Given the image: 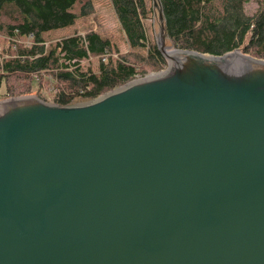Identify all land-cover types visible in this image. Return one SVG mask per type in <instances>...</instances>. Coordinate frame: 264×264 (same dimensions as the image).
I'll return each instance as SVG.
<instances>
[{"label": "water", "instance_id": "water-1", "mask_svg": "<svg viewBox=\"0 0 264 264\" xmlns=\"http://www.w3.org/2000/svg\"><path fill=\"white\" fill-rule=\"evenodd\" d=\"M151 1L164 71L0 100V264H264V60L175 49Z\"/></svg>", "mask_w": 264, "mask_h": 264}, {"label": "trees", "instance_id": "trees-1", "mask_svg": "<svg viewBox=\"0 0 264 264\" xmlns=\"http://www.w3.org/2000/svg\"><path fill=\"white\" fill-rule=\"evenodd\" d=\"M175 49L211 56L234 50L264 60V0L255 12L247 0H160ZM129 48L146 47L144 0H110ZM94 13L92 0H0V100L30 94L68 105L101 94L166 67L155 46L147 55L115 52L95 32L74 34L48 49L43 35L63 30ZM94 70L84 69V62ZM49 88V89H48ZM48 90L49 97L44 96Z\"/></svg>", "mask_w": 264, "mask_h": 264}, {"label": "rangeland", "instance_id": "rangeland-1", "mask_svg": "<svg viewBox=\"0 0 264 264\" xmlns=\"http://www.w3.org/2000/svg\"><path fill=\"white\" fill-rule=\"evenodd\" d=\"M145 5L147 7V10H149L148 13V19L143 22L145 31H146V36H147V41H146V47L145 48H135V49H130L126 38L124 37V33L117 22L118 20L116 19V15L113 12V8L111 6L110 0H92L93 3V8H94V13L88 17L78 19L74 22L72 26L65 30L61 31H52L45 33L43 35V40L45 42V45L48 49L54 47L56 43H58L61 39L71 36L74 34H82L84 35L87 32H95L97 35H99L102 39L107 40L110 42L112 48H113V55L116 56L115 52H119L120 54H126V53H135V54H140L142 56L147 55L148 47L149 46H155L156 45V37L154 34L153 30V9H152V1L151 0H144ZM263 0H247V3L245 4V11L248 15H252L260 2ZM5 47V49L8 47V43L6 39H4V42L0 44V47ZM170 50H168L169 52ZM241 54L247 55L242 52ZM3 55L2 50L0 49V56ZM90 62H84L81 65L84 67V69H90L91 71L94 70L95 65L91 61ZM166 62V67L161 70L164 71L168 66ZM154 72L147 74L146 76L152 75L159 73ZM145 76V77H146ZM144 78V77H142ZM142 78H136L134 80L142 79ZM133 81V80H132ZM49 89V88H48ZM106 93V92H105ZM45 97H49L50 95L48 94V90H46L44 93ZM104 94V93H103ZM102 95V94H101ZM21 96H35L39 98L36 95V89H34L30 94L27 95H21ZM19 97V96H18ZM10 98V97H9ZM14 98V97H11ZM8 99V98H4ZM1 99V100H4ZM40 99V98H39ZM91 99H81V98H75L70 104H76V103H83L87 102ZM47 103H53L52 101H45ZM54 104V103H53Z\"/></svg>", "mask_w": 264, "mask_h": 264}, {"label": "crops", "instance_id": "crops-1", "mask_svg": "<svg viewBox=\"0 0 264 264\" xmlns=\"http://www.w3.org/2000/svg\"><path fill=\"white\" fill-rule=\"evenodd\" d=\"M93 4V3H92ZM112 6V5H111ZM113 12H114V10H113ZM86 17H88V16H86ZM116 17V16H115ZM83 18H85V17H83ZM79 19H82V18H79ZM117 19V18H116ZM78 20V19H77ZM118 22V21H117ZM119 23V22H118ZM120 25V24H119ZM70 27V26H69ZM69 27H66V28H64L63 30H65V29H67V28H69ZM56 31H61V30H56ZM50 32H52V31H50ZM48 33V32H47ZM79 35H82V34H79ZM125 35V34H124ZM71 36H73V35H71ZM71 36H67V37H65V38H68V37H71ZM125 37V36H124Z\"/></svg>", "mask_w": 264, "mask_h": 264}, {"label": "bare ground", "instance_id": "bare-ground-1", "mask_svg": "<svg viewBox=\"0 0 264 264\" xmlns=\"http://www.w3.org/2000/svg\"><path fill=\"white\" fill-rule=\"evenodd\" d=\"M172 52H176V51L171 50V51L168 52V50H167V51H166V54H168V53H172ZM231 53H232V52H231ZM169 63H170V60H169Z\"/></svg>", "mask_w": 264, "mask_h": 264}]
</instances>
